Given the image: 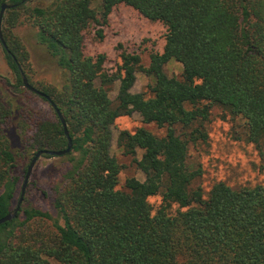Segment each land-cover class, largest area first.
<instances>
[{"label": "trees", "instance_id": "16d2710c", "mask_svg": "<svg viewBox=\"0 0 264 264\" xmlns=\"http://www.w3.org/2000/svg\"><path fill=\"white\" fill-rule=\"evenodd\" d=\"M6 1L14 7L4 15L7 48L0 43L14 82L0 87V220L17 207L36 153L68 145L56 112L42 120L20 97L49 103L24 87L22 72L58 106L73 146L53 188L57 216L23 201L0 226V264H264V185L218 182L204 192L193 187L202 172L189 162L190 146L209 139L215 108L244 122L247 143L264 146V0H100L98 8L93 0H0V12ZM119 6L162 24L165 45L148 67L120 46L110 74L105 54L86 53V34L103 41ZM25 23L35 46L15 33ZM34 47L55 82L34 80ZM171 62L182 65L181 77L168 75ZM140 73L153 83L135 93ZM134 114L165 133L120 130L117 145L145 180L128 178L119 189L114 129Z\"/></svg>", "mask_w": 264, "mask_h": 264}, {"label": "rangeland", "instance_id": "374dc122", "mask_svg": "<svg viewBox=\"0 0 264 264\" xmlns=\"http://www.w3.org/2000/svg\"><path fill=\"white\" fill-rule=\"evenodd\" d=\"M37 1L40 0H32L31 2ZM6 3L8 4V1ZM99 4L100 0L92 1L93 8H98ZM4 27L5 18H3L2 23V36ZM29 31L30 26L27 23L19 24L15 29V33L22 38H28L29 36L32 40L31 44L35 46L36 40L32 38ZM165 34L166 29L162 24L152 23L133 9L119 6L110 16V23L105 28V39L103 41L96 39L95 31L86 34V53L90 56L105 54L107 57L105 71L110 74L115 73L121 64L119 58L120 46H123L126 50L139 53L144 65L148 67L151 52L153 50L163 51ZM30 51L33 57V69L35 70V74H32L34 80L37 82H55L57 77L53 75L51 65L49 64L48 69L47 66L41 65L43 61L47 62L48 58L41 55L36 47L30 48ZM166 72L171 77H181L183 68L181 64L171 62L167 65ZM7 81L13 84L14 77L6 64L3 46L0 43V87L8 86ZM152 83L149 77L140 73L137 76L133 92L148 91V86ZM119 85L120 82H116L110 88V97L114 101L118 95ZM20 97L31 107L38 118L45 120L53 117V109L49 103L38 97H29L26 94H22ZM206 127L209 134L207 143L190 146L189 162L196 168L201 169L202 172L193 187H200L204 192H208L218 182H225L234 188L264 185V146L259 149L255 145L246 142L244 122L239 119L234 120L231 116L226 115L222 109L215 108ZM139 128H145L157 136H162L165 133L164 129H159L154 124H144L139 114L122 117L116 121L112 151L124 166V170L120 175L119 189H123L128 178L136 177L140 181L145 180L144 175L133 164L132 158L125 156L117 145L120 130L135 132ZM142 155L143 153L140 151L137 157L141 159ZM25 164L27 165L24 162L21 170ZM65 168L66 162L62 157L48 158L43 156L40 158L29 179L24 196V205L43 209L56 217L53 188L63 183L62 176ZM24 180L25 178L22 180L20 192ZM151 202L157 207L161 202V198H153ZM176 209L177 207H175Z\"/></svg>", "mask_w": 264, "mask_h": 264}, {"label": "water", "instance_id": "95a60500", "mask_svg": "<svg viewBox=\"0 0 264 264\" xmlns=\"http://www.w3.org/2000/svg\"><path fill=\"white\" fill-rule=\"evenodd\" d=\"M25 1H32V0H25ZM13 7L14 6L5 3L2 5V9L0 12V40H1V42L5 48H7V46H6V43H5L3 36H2V23H3V18H4L6 10L12 9ZM21 74H22V80H23L24 87L26 89H28L30 92H32V93H34V94H36L42 98H45L51 104L53 110L56 112V114L58 115L60 121L62 122V124L64 126V132H65V135L68 139V145H67V148L63 151L42 150V151H38L36 153V155L34 156V158L32 159V161L30 163V166L28 167V170H27V173L25 176V180H24V183L22 186V193H21L20 199L18 201L17 207L12 212H10L6 217H4L0 220V226L4 225L6 223L12 222L13 220L16 219L18 213L21 210V206H22L23 201H24V196H25L26 188L28 186L29 179H30L32 172H33V169L36 166L39 159L42 158L43 156H50V157L66 156V155L71 153L72 146H73L72 139L70 137L65 119H64L62 113L60 112L58 106L52 101V99L49 96L45 95L44 93L40 92L39 90L34 88L32 85H30L28 78L26 77V75L23 72Z\"/></svg>", "mask_w": 264, "mask_h": 264}]
</instances>
